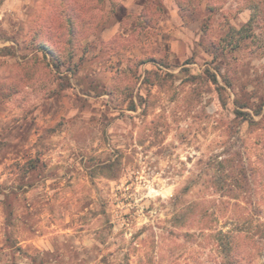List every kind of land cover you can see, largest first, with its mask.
<instances>
[{
    "label": "rangeland",
    "instance_id": "374dc122",
    "mask_svg": "<svg viewBox=\"0 0 264 264\" xmlns=\"http://www.w3.org/2000/svg\"><path fill=\"white\" fill-rule=\"evenodd\" d=\"M0 264H264V0H0Z\"/></svg>",
    "mask_w": 264,
    "mask_h": 264
},
{
    "label": "trees",
    "instance_id": "16d2710c",
    "mask_svg": "<svg viewBox=\"0 0 264 264\" xmlns=\"http://www.w3.org/2000/svg\"><path fill=\"white\" fill-rule=\"evenodd\" d=\"M179 6H180V8H183V6H182L181 3L179 4ZM69 27H70V32H73V30H72V27H73L72 23H71V26L69 25ZM39 48H40V51H42V52L44 53V55H47L49 52L52 53V54H54V52H53L51 49H49V48L46 46L45 43L42 44ZM247 105H248V104H245L244 107H246ZM250 120H252V119H250Z\"/></svg>",
    "mask_w": 264,
    "mask_h": 264
}]
</instances>
